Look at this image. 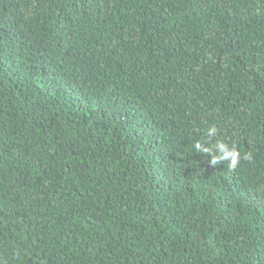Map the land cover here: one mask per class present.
Here are the masks:
<instances>
[{"label": "trees", "instance_id": "obj_1", "mask_svg": "<svg viewBox=\"0 0 264 264\" xmlns=\"http://www.w3.org/2000/svg\"><path fill=\"white\" fill-rule=\"evenodd\" d=\"M0 264H264V0H0Z\"/></svg>", "mask_w": 264, "mask_h": 264}, {"label": "clouds", "instance_id": "obj_2", "mask_svg": "<svg viewBox=\"0 0 264 264\" xmlns=\"http://www.w3.org/2000/svg\"><path fill=\"white\" fill-rule=\"evenodd\" d=\"M218 131L215 125L207 129V137L212 141ZM193 150L207 156L209 163L213 166L219 165L221 162H226V167L231 171L235 170L241 162V159L251 160V153L241 155V152L235 143H229L224 139H215L214 143H206L197 140L192 145Z\"/></svg>", "mask_w": 264, "mask_h": 264}]
</instances>
